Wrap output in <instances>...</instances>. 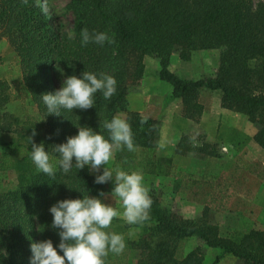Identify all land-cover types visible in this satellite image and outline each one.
Returning <instances> with one entry per match:
<instances>
[{"label":"trees","instance_id":"16d2710c","mask_svg":"<svg viewBox=\"0 0 264 264\" xmlns=\"http://www.w3.org/2000/svg\"><path fill=\"white\" fill-rule=\"evenodd\" d=\"M51 7L44 0H0L1 35L16 54L23 78L21 91L31 98L39 115L38 122L23 125L8 114L9 104L21 100L22 94L0 81L2 130L18 138L0 144L7 148L0 153V172L15 167L20 183L17 190L0 194V264H30L32 242L51 239L59 244L49 212L57 201L98 196L101 191L109 196L112 191L109 183L97 185L87 167L82 171L73 168L67 175L58 170L54 177L37 172L29 157L31 138L51 148L77 135L80 126L107 137L104 122L126 112L135 151L114 149V169L171 176L173 159L158 158L156 153L160 123L129 111V97L145 79L148 57L160 61V79L172 87L173 98L182 101L186 120L200 124L205 112L202 94L220 93L222 108L247 117L256 129L253 140L264 150V0H70L71 32L64 30ZM85 28L90 33H106L109 41L82 46L81 30ZM206 51L220 52L215 77L189 81L170 70L176 53L189 62L195 53ZM85 71L113 76L118 82L116 93L107 100L97 93L91 109L62 110L59 117L48 116L40 96L58 90L62 86L59 78L79 77ZM187 142L184 139L177 146V155L214 154L209 145L196 150ZM149 196V219L133 224L144 228V233L136 241H127L123 253H109L106 264H127L132 251L140 253L138 264H206L202 248L183 260L177 258L182 243L192 239L221 251L214 264L227 257L243 264H264V230L225 238L210 222V209L200 220L185 219L164 208L156 194ZM231 198L226 183L209 205L222 212Z\"/></svg>","mask_w":264,"mask_h":264},{"label":"rangeland","instance_id":"374dc122","mask_svg":"<svg viewBox=\"0 0 264 264\" xmlns=\"http://www.w3.org/2000/svg\"><path fill=\"white\" fill-rule=\"evenodd\" d=\"M50 1L51 9L58 16L61 23L63 24L64 30L71 32L74 27V17L70 11H68V5L70 0H44ZM50 9V10H51ZM49 12V8H47ZM148 64L146 65V71L148 70L149 74L152 76L151 81L147 83V88L150 91L148 94L150 97L151 105L155 111H170L175 112L174 122L172 124H166L164 121L157 120L160 123L159 136L157 140V157L161 159L172 158L174 163L173 176L170 177H150L143 175L144 186L147 188L149 194H156L160 199L162 206L174 213H177L179 216L190 219V220H200L205 215V210L210 209V222L217 225L221 230V235L225 238L231 237L236 233H246L250 229L264 230V214L259 215H250L242 214L239 211L240 207L237 206L234 201L225 203V210L222 212H216L215 207L211 208L210 201L213 197L218 198L220 191L223 185H232L231 175L235 176L237 173L233 171L235 166L233 165L234 159L239 155L238 149H232L231 145L235 143H243L245 140L250 146L255 149V141L253 138L247 137L243 140L238 132H235L233 129H238L249 133L252 137L256 134V129L253 124H251L247 117L240 114H228V117H221L220 120H214V124L218 125L219 130L215 132V139L217 140L216 144H209L210 151L216 155L221 160H216L215 163L211 164L209 167V174H218L220 165L219 163L228 164V167L231 169L221 174L219 177H213L208 175L207 177L199 174V177H195L197 174V163L200 162V159L206 158L205 154L199 152H192L188 155L191 158L189 160L181 159L180 155L176 154L177 146L186 139L187 145L194 147V149H203L202 145H207V130L203 126V121H200V124H197L193 121L191 123L187 122L183 117V103L181 100H177L170 103L171 98H173L172 87L161 81L160 74L157 81V69L161 71L160 61L148 57L146 58ZM173 63V64H172ZM220 64V52L219 51H206L195 53L192 57V60L189 62H184L180 58V54L176 53L171 60L170 70L173 73H176L180 78L184 80L198 81L205 78L215 77ZM0 69L3 73L0 75L3 81L8 82L11 87V90L16 92L20 91L22 94L21 100L24 101L23 106L19 111L23 113L24 118L19 119V121L25 125V123L31 122L36 123L39 121L36 114V105L33 106L29 96H27L23 91L22 87V73L17 64L16 54L11 47L9 40L5 37H2L0 31ZM8 81H7V80ZM65 77L59 78L62 83ZM156 82H154L155 80ZM151 88V89H150ZM143 86L138 87V89L132 94L137 100L140 96L144 95ZM142 90V91H141ZM174 99V98H173ZM27 100V101H26ZM202 103L206 106L214 107L215 109L220 110L221 104V94H211L205 95L201 98ZM143 102L141 101V104ZM34 107V108H33ZM8 110V109H7ZM131 107H129V111ZM121 118L127 120L128 114L121 112ZM155 114V113H154ZM1 117V115H0ZM4 121L3 118H0V121ZM202 120V119H201ZM210 122V121H209ZM218 122V123H216ZM211 126V122L208 124ZM241 129V130H240ZM247 135V134H246ZM2 144H5V140L0 141ZM225 147L228 149V152H225ZM252 155H257L255 150H249ZM177 157L178 164L175 163V158ZM180 160V161H179ZM191 164L193 167L182 168L180 165L181 161ZM114 158L109 163V167L114 169ZM217 163V165H216ZM233 165V166H232ZM233 167V168H232ZM264 169V168H262ZM184 170L192 171L194 177H183L185 175ZM103 169H101V174ZM250 171L255 174H261L264 177V170L250 166ZM93 175L97 173L91 172ZM199 173V172H198ZM241 172L238 174L240 176ZM250 174V173H249ZM238 178V177H237ZM253 186H256V181L251 179ZM234 185V184H233ZM19 177L18 173L12 175L11 177H0V194L8 193L15 191L19 188ZM109 186L112 190L113 184L109 182ZM225 187V186H224ZM9 189V190H7ZM106 203L110 204L112 207L119 209L121 212L123 208L121 202L113 198L111 195L104 197ZM210 207H209V206ZM237 206V207H236ZM209 207V208H208ZM229 209L231 212L229 213ZM254 214V213H253ZM130 225L131 228L128 229ZM127 226V227H126ZM107 231L116 232L123 235L125 242L127 241H136L144 233V228H136L133 224H128L122 218H115L112 222V225ZM197 248H202L206 264H214L216 258L221 254L220 250L209 249L201 241L197 239H192L182 243L181 248L178 252L177 258L183 260L190 252L196 250ZM140 253L138 251H132L129 254L127 264H138ZM114 264V263H110ZM220 264H243L242 262L228 257L224 259Z\"/></svg>","mask_w":264,"mask_h":264},{"label":"clouds","instance_id":"9594fccd","mask_svg":"<svg viewBox=\"0 0 264 264\" xmlns=\"http://www.w3.org/2000/svg\"><path fill=\"white\" fill-rule=\"evenodd\" d=\"M73 36L69 33V39ZM109 41L106 33H90L81 30V45L89 43L103 45ZM117 80L106 73L85 71L81 76H70L54 93L41 97L48 116H61V111L88 110L94 107L97 93L110 99L117 91ZM105 137L101 132L88 126L78 127L77 135L67 137L66 142L51 148L45 143H35L31 138L29 157L37 172L54 177L57 171L69 174L73 168L80 171L87 167L97 173L95 183L113 184L111 196L121 202L123 211L112 207L98 196H83L77 199L57 201L49 212L52 216L51 228L59 237V244L51 239L30 244V264H106L109 253L121 254L126 248L123 235L107 231L115 218H122L128 224H137L149 219L152 200L144 186L143 174L139 171L112 169L110 161L114 149L135 151L133 131L127 120L119 115L105 121ZM38 135L35 130L33 137ZM51 137H49L50 139ZM53 152L56 155H53ZM103 169L102 174H99Z\"/></svg>","mask_w":264,"mask_h":264},{"label":"crops","instance_id":"0c3cea01","mask_svg":"<svg viewBox=\"0 0 264 264\" xmlns=\"http://www.w3.org/2000/svg\"><path fill=\"white\" fill-rule=\"evenodd\" d=\"M145 64L147 65L148 62L146 61ZM2 73H3V71H2V69H0V75ZM159 74H160V70L157 69V72H156L157 81L159 79L158 78ZM0 79H3V78L0 76ZM151 79H152V76L149 74V72L147 70L146 75H145V79L141 83L143 88H145V89H143L144 95L140 96L138 100L135 97H133L132 95L129 97V107H131L130 111L140 113L145 117H151V118H155L156 120L164 121L166 124H172L174 122V114H175L174 111L173 112H170V111H163L162 112V111H158V110L157 111L153 110V107H152L151 101H150L151 96L148 95V94H150V91L147 88V83L149 81H151ZM0 81H3V80H0ZM189 81H192V80L189 79ZM154 82H156V80ZM21 84H23V80H22ZM211 94H216V93L205 91L202 94V98L205 95H211ZM29 99L31 100L30 97H29ZM141 101L143 102L142 104H141ZM174 101H177V100L171 98L170 103L174 102ZM23 103H25V102L22 100H19L16 102H11L9 104V106L7 107V109H8L7 113L14 115L18 119L24 118L23 113L21 111H19V109H21V107L23 106ZM31 103L33 104V106H35L34 103L32 102V100H31ZM204 106H205V112L203 114L201 122L203 121V126L207 130L208 137H207L206 143H208L207 145L216 144L217 140L215 139L214 135H215V132H217L219 130V128H218L217 124H214V120L218 121V120H220L221 117H228L229 116L228 114H233L234 112H230L228 110L223 109L221 104H220V110H218V109L214 110V107H210L208 105L206 106L205 104H204ZM35 110H36L35 112L38 116L37 118L39 119L37 107L35 108ZM118 115L122 116V113H119ZM1 117L3 118V115H1ZM186 121L191 123V121H189V120H186ZM209 121L212 124L211 126L208 125L210 123ZM216 123H218V122H216ZM3 126H4V121L1 120L0 121V141L5 140V142H6L5 144H9V143L18 139L17 136H15L12 133H4L2 130ZM231 129L235 130V132H238L241 136H243V140L246 138V136H248L247 140H248V138H254V136H255L254 135L252 137L249 133H246V132L243 133V131H239L238 129H233V128H231ZM0 144H2V143L0 142ZM207 145H205V146H207ZM230 145H231L232 149L233 148L238 149L240 152L239 155L236 156L234 159L235 163H233V165L235 166V169L233 171H235V173H237V175L236 176L234 174L231 175V178H232V176L236 177V178L231 179V184H232V185H230V195L232 196L231 201H234V203H236L237 206L240 207V210H242V211H239V212L242 214H245V215L250 214L251 216L252 215H259L260 213L264 214V177H263L262 173L261 174H255V173H252L250 171V166H254L255 168H259L261 170H264V169H262V168H264V150L259 145H257L256 143L254 144L256 146L254 149L252 147V145L250 146V144L248 142L246 143L245 140L243 141V143L233 142ZM202 146H203L202 148L205 147L204 145H202ZM250 149L255 150L257 155L256 154L252 155L249 151ZM224 151L228 152V149L225 147ZM5 152H7V148H1L0 147V153L4 154ZM217 156L218 155H216V154H213L211 156L205 154L206 158L200 159V162L197 163V166H196L197 172H195V174H197V175L195 177H199L200 176L199 174H201L205 177H207L208 175L213 176V177H219L221 174H223V177H225L224 176L225 172H227V170L231 169V167L229 168L228 164L226 165L225 163H219L221 165H220V169H219L218 174H209V169H210L209 167L211 166V164L215 163L216 160H219V158ZM177 157L178 156H176V158H175L176 164H178ZM180 157H181V159H186V157H187L189 160H191V158L188 156H180ZM219 162H221V160H219ZM180 165H182V168L193 167L191 164L186 163L183 160L180 162ZM216 165H217V163H216ZM240 172H241V174H240V176H238V174ZM16 173H17V171H16L15 167H11L7 171L0 172V177L1 178L2 177H11L12 175H15ZM184 173H185V175L183 177H194V175H193L194 173H192V171L184 170ZM173 174L174 173L172 172L171 176H173ZM251 179H254L256 181V186H253ZM7 190H9V189H7ZM102 199H104V198H102ZM228 211L230 213L231 209H229ZM250 230H256V229H250Z\"/></svg>","mask_w":264,"mask_h":264}]
</instances>
